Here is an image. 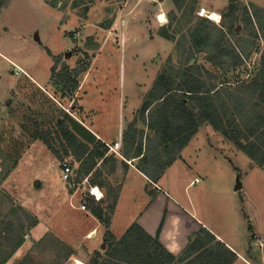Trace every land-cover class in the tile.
Wrapping results in <instances>:
<instances>
[{
  "label": "rangeland",
  "instance_id": "obj_1",
  "mask_svg": "<svg viewBox=\"0 0 264 264\" xmlns=\"http://www.w3.org/2000/svg\"><path fill=\"white\" fill-rule=\"evenodd\" d=\"M203 7L218 10L220 20L202 15ZM161 13H166L168 22L160 21ZM238 51L243 52L239 61L233 58ZM67 52L70 54L66 55ZM221 60L232 64L224 68ZM262 65L264 0H0V181L4 182L0 205L8 207L13 200L19 204L16 199L20 188L34 184L42 169L57 170L62 178L66 161L73 166L71 178L79 182L76 186H86L85 193L91 197L89 185L81 177L82 164L71 152L59 121H64L81 141L92 144L94 134L90 124L103 123L119 131L120 125L126 127L135 108L138 109L134 118L142 120L141 108L163 72L168 76L169 87H188L184 77L191 76L205 90L219 88L221 99L217 96L215 101L223 123L217 128L210 119L199 116L198 129L183 135L187 140L166 141L157 132L156 136L145 123L151 120L153 127L161 125L160 120L167 116L164 109L171 107L175 96L182 97V93H176L154 103L147 110L146 119L138 121L153 136L137 125L138 130H134L132 118L119 136L123 141L120 151L144 147L157 158L151 168L165 166L183 151L185 160L175 163L167 177L170 184L165 188L170 197L183 206L192 204L196 214L224 233L230 242L239 239L237 228L241 222L235 210L238 199L255 208L252 209L255 213L260 212V227L264 228V137L260 140L256 136L264 129V100L259 91L256 94L250 91ZM68 77L78 80L74 91L69 90ZM85 81L88 83L82 87ZM225 89L238 98L232 99ZM190 100L187 103L196 106ZM232 106L241 113L233 124ZM196 110L199 112L200 108ZM261 118L263 122H259ZM164 121L165 128H174L171 121ZM237 123L241 128L239 139L250 144L248 147L256 152L255 156H250L247 148L236 142L237 135H233L232 129ZM222 126H227L228 132L222 131ZM114 153L117 154L110 155L115 156ZM164 155L168 161L159 162ZM195 178L198 180L192 182ZM118 179L113 178L111 191L114 185L117 187ZM14 187L16 193L12 194ZM117 190L114 188L108 199L102 189L107 201L96 204L93 196L90 202L88 198L87 210L74 209L73 215H69L80 238L91 223L84 211L102 207L110 220L109 205L114 199L111 195ZM3 191L9 198H5ZM127 214L123 211L118 216L122 225ZM1 221L0 233L10 226L7 220L4 225ZM122 230L117 227L116 231ZM127 232L123 243L129 247L134 231ZM12 235L8 233L6 238ZM52 235L39 242V251L44 254L41 264H62L64 260L56 257L59 253L52 254L55 248H49ZM105 240L109 246V239ZM105 240L96 239L91 245L80 240L78 252L82 253L84 246L94 253L104 250L101 242ZM59 251L63 252V248ZM141 251L147 259L145 249ZM93 258L67 264H80L78 261L91 264ZM28 261L37 264L35 258ZM181 262L175 264H186Z\"/></svg>",
  "mask_w": 264,
  "mask_h": 264
},
{
  "label": "crops",
  "instance_id": "obj_2",
  "mask_svg": "<svg viewBox=\"0 0 264 264\" xmlns=\"http://www.w3.org/2000/svg\"><path fill=\"white\" fill-rule=\"evenodd\" d=\"M208 9L211 10L210 8ZM222 28L225 29L224 26ZM47 82L50 83V77ZM37 83L40 86L43 85L39 82ZM87 83L85 81L82 87H85ZM86 108H88V105ZM137 109H133L126 127L123 128L120 125L119 131L118 128H109L107 125L104 126L103 123L98 126L90 124L91 127H89L91 133L108 146L113 145L116 141L120 142V147L109 151L107 158L100 160L96 167L84 176V178L89 176L92 185H98L101 190L103 189L108 199L114 188L118 189L114 192L118 194L116 199L111 195L114 198L112 201L114 207L110 213L109 226L107 227L104 220L94 215L92 210L84 211L88 214L91 223L88 224L87 230L80 234V238L77 233V225L69 219V215L72 216L73 210L78 209L76 206L82 204L83 195H87L85 193L86 186L79 188L76 186L79 183L78 181V183H75L73 177L69 180L61 178L60 172L57 170L42 169L36 175L34 184L32 182V184L20 188V196L16 199L19 204L14 203L15 200L12 199L13 202H10L8 207L0 205V217L2 218V221H0L3 222V225L6 220L10 223L9 226L7 222L9 228L7 227V230L3 228L0 233V264H31L28 260L34 258L37 264H41L39 261L43 259L44 254L39 251V242L50 233L54 235L48 240V244L51 243L52 245L48 247L55 248L52 254L59 253L56 257L64 258L62 264H67L70 261L74 262L75 260L83 261L82 259L88 257H99L101 261L100 254L107 256L106 247L108 245L105 239H109L110 242H119L125 235L124 232L134 223L139 224L151 238L160 243L166 249L170 258L172 256V260L168 264L180 262L186 249L196 238L202 237L204 232V240L209 234H212L216 238L212 243L221 241L232 250L235 255L232 264H264V228L260 227L262 225L260 212L257 211L255 213L252 210L255 208L245 204L243 199H238L235 206L236 216L241 222L240 227L237 228L239 239L230 242L226 240L224 233L212 228L213 226L208 220L198 216L192 208V204L183 206L177 199L170 197V193L165 188L169 187L170 184H168L167 177L174 168L175 163L185 160L183 151L174 160H170L168 164L166 163L165 166L156 165L153 168H151L150 164L156 163L157 158L155 155L153 157L148 151H145L144 147L140 156H135L133 152L126 155L124 150L123 152L120 151L123 141H121L119 136L128 128L132 118L134 119ZM136 125L140 129L145 128L148 134L153 136L152 131L147 130L146 126L141 124V122L134 124L135 127ZM113 152H117L118 155L114 153L116 155L111 156L110 154ZM167 161L165 155L159 159V162ZM119 174H121L120 182L118 179ZM115 177L118 179V185L117 187L114 185L115 187L111 191L110 187ZM61 180L65 184H62ZM195 180L197 178L192 182ZM0 182L3 181L1 180ZM3 185L4 182L0 184V190H4L2 189ZM3 192L7 196L8 193L6 191ZM10 192L15 194L16 189ZM88 198L90 202L93 197ZM107 200L103 199V201ZM94 202L96 204L99 203V201L95 200ZM61 209L63 215H61ZM123 211L129 214L124 217V221H126L124 225L121 224V219H118L120 212L123 214ZM60 218L64 220L59 221ZM117 227H122L121 233L116 231ZM103 228H106L104 233L102 231ZM89 232H94V235L92 237L86 235ZM8 233H13V235L6 238ZM101 238L105 240L102 241L104 243L101 242L102 249L105 248L104 250H96L94 253L87 246H84V248L80 246L83 252H78L80 240L84 241V244L91 245L96 239L99 240ZM207 238L210 239L209 237ZM62 248L63 252L59 251ZM194 253L188 256L184 262H188L198 252Z\"/></svg>",
  "mask_w": 264,
  "mask_h": 264
},
{
  "label": "trees",
  "instance_id": "obj_3",
  "mask_svg": "<svg viewBox=\"0 0 264 264\" xmlns=\"http://www.w3.org/2000/svg\"><path fill=\"white\" fill-rule=\"evenodd\" d=\"M87 9L88 8H86V10ZM224 15L226 18L227 14ZM228 27L230 26L228 25ZM241 53L243 54V52L238 51L237 54L233 55V58L239 61ZM223 61L224 60H221V64L224 65V68H226L228 64H232ZM192 69H194V66H192ZM69 80V90L74 91L75 89H77L78 80L74 77L69 78ZM185 80L188 84V87H169L168 76H166L165 73L161 72L156 82L154 83L150 93L148 94V99L144 103V106L141 108V119L145 120L147 110L154 103L163 102L171 96H175L176 93H182L183 98H177L175 96V98H173L172 100L171 107L169 109H164V111H166L167 118L164 116L162 117V119L160 120V122L162 123H160L161 125H156V127H153V125L151 124V120L148 123L144 122L145 124H148V127L150 129H153L155 131V135L156 132L158 135L161 134L163 140L165 139L166 141H174L175 139H184L185 137H183V135H185L186 132L194 133L198 129L200 124L199 120H201L202 118L210 119L212 121V124H214L217 128L219 127V124L223 123V118L220 117L221 115L215 101V97L217 96L219 100L221 99L219 93L217 92L219 88L205 90L203 89V84L200 83L197 78H191V76H185L184 81ZM251 85H249L253 88L252 90H250L251 93L256 94L259 91L260 98L264 100V65L260 67L258 74L251 82ZM228 91L229 90H226V92ZM215 92L217 93L215 94ZM228 95H232V99L238 98V95H236L235 93L228 92ZM187 100H190L191 102L195 101L196 106L188 104ZM225 105L228 106L226 102ZM196 108H200L199 112H197ZM171 114H173L172 118ZM239 114L241 113L238 110L236 111V107L232 106V124L233 122H237V115ZM199 116H201V119L199 118ZM166 119L168 121H171L173 124L174 128H172L171 130L169 126L168 128H165V126L167 125H164L165 123L163 122H165L164 120ZM139 120L140 119H137V116L133 119L132 125L134 130H138L134 126V124ZM178 121L179 124L175 125L174 123ZM260 121L263 122V119H259V122ZM229 123H231L230 119ZM59 127L65 137L69 140L68 146L71 149V152L75 154V157L82 164V178L85 176V174H88L91 169L96 167L100 160H105L107 158L109 146L104 141L97 139L95 135H93V143L92 145H90L89 143H84L83 141H81L75 133L70 131L64 121H59ZM226 127L227 126H222V131L224 130V132H228L227 130L229 129L227 128L226 130ZM257 130L258 129H256L255 131ZM240 131L241 128L237 123L235 125V128L232 129L233 135H237L235 137V139L237 140L236 142L238 143V145L247 148L245 150L251 154L250 156H255L256 152L250 150L248 147L250 144H245L239 139ZM249 132L253 133L254 130H250ZM144 135L145 134L143 130V141ZM147 136L150 137L149 135ZM256 136L258 139L262 140L264 137V129H261L260 134H257ZM185 140H187V138H185ZM149 141H151V138H148V143ZM253 146H256L255 143L253 144ZM256 147L257 149H259V146ZM132 152L135 154V156H140L142 154V149H137L136 151L132 150L131 152L125 151L124 153L126 155H129ZM117 195L118 194L115 193V199L117 198ZM102 201H100L99 203H101ZM109 206L112 210L114 207V203L112 202ZM92 212L99 219L104 220L106 224L110 222V220L104 215L105 211L102 207H96L92 210ZM132 230L134 231V236L130 241V243H132L131 246L126 247L125 242L123 243V238L119 242H110L108 250L106 252L107 256H102L100 254L102 260L100 261L99 257L93 258L92 264H168V262L172 260V256L170 258V255L168 254L166 249L155 239L151 238L139 224L134 223L127 231L129 232ZM141 235H143L145 239H142ZM209 236H211V239H208L207 237L205 240L202 237H198V239L196 238V240H194V242L188 247V249H186L184 257H181L180 261L184 262V260H186L188 256L195 254L194 252H198L196 255H194V257L189 259L186 264H232L235 256L234 253H232V250L226 247L225 244L221 241L212 243L216 238L212 234H209ZM141 249H145L146 252L144 254V257H146L147 259L143 258V251H141ZM208 251H211L209 255H207Z\"/></svg>",
  "mask_w": 264,
  "mask_h": 264
},
{
  "label": "built area",
  "instance_id": "obj_4",
  "mask_svg": "<svg viewBox=\"0 0 264 264\" xmlns=\"http://www.w3.org/2000/svg\"><path fill=\"white\" fill-rule=\"evenodd\" d=\"M118 147H120V142L116 141L113 145H109V151L115 150V148H118ZM73 172H74V169H73L72 164L67 162V161L64 162L63 163V171H62L63 178L66 180L70 179L71 176L73 175ZM197 180H198V178H197ZM83 183H87L89 185V191L88 192L91 194V196H94L97 201L100 202L105 198V195H104L103 191L100 189V187L98 185H92L91 184L89 176H86L83 179ZM95 189H97L98 192H96ZM87 198H88L87 195L84 194L83 198H82V200H83L82 204L79 206H76V207L80 208V209L87 210V202H88Z\"/></svg>",
  "mask_w": 264,
  "mask_h": 264
},
{
  "label": "bare ground",
  "instance_id": "obj_5",
  "mask_svg": "<svg viewBox=\"0 0 264 264\" xmlns=\"http://www.w3.org/2000/svg\"><path fill=\"white\" fill-rule=\"evenodd\" d=\"M202 15H207L208 17L212 18V19H215L217 21L220 20V15L217 11H214V10H207L205 8L202 9V12H201ZM159 19L161 22H168V18L166 16V13H161L160 16H159ZM96 192H98L97 189H95ZM94 233V232H93ZM93 235V234H92ZM92 235H90V237H92ZM80 264L82 262L78 261Z\"/></svg>",
  "mask_w": 264,
  "mask_h": 264
},
{
  "label": "water",
  "instance_id": "obj_6",
  "mask_svg": "<svg viewBox=\"0 0 264 264\" xmlns=\"http://www.w3.org/2000/svg\"><path fill=\"white\" fill-rule=\"evenodd\" d=\"M36 37H38V35H37ZM69 54H70V52H67V53H66V55H69ZM240 186H241V185L239 184V187H240Z\"/></svg>",
  "mask_w": 264,
  "mask_h": 264
},
{
  "label": "clouds",
  "instance_id": "obj_7",
  "mask_svg": "<svg viewBox=\"0 0 264 264\" xmlns=\"http://www.w3.org/2000/svg\"><path fill=\"white\" fill-rule=\"evenodd\" d=\"M93 197V196H92Z\"/></svg>",
  "mask_w": 264,
  "mask_h": 264
}]
</instances>
